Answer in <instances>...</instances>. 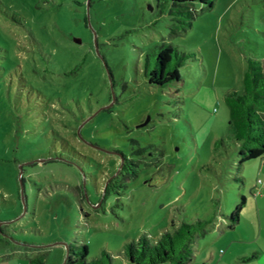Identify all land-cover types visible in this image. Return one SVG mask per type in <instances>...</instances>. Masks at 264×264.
Masks as SVG:
<instances>
[{
    "label": "rangeland",
    "instance_id": "rangeland-1",
    "mask_svg": "<svg viewBox=\"0 0 264 264\" xmlns=\"http://www.w3.org/2000/svg\"><path fill=\"white\" fill-rule=\"evenodd\" d=\"M194 6L184 29L168 0H0V264H63L83 243L87 264H132L126 242L198 218L189 264H263L262 158L239 165L228 96L264 56V0ZM163 40L188 57L153 85ZM133 138L158 164L105 196L109 151L137 158Z\"/></svg>",
    "mask_w": 264,
    "mask_h": 264
},
{
    "label": "trees",
    "instance_id": "trees-1",
    "mask_svg": "<svg viewBox=\"0 0 264 264\" xmlns=\"http://www.w3.org/2000/svg\"><path fill=\"white\" fill-rule=\"evenodd\" d=\"M171 4V14L180 17L184 23L183 28L192 25V20L197 16L195 3L200 2L213 7L214 0H168ZM187 19V20H184ZM186 24V25H185ZM155 61L152 68L146 67L145 75L150 84L164 86L169 82L180 81L181 66L188 55L176 47L172 42L163 40L159 43ZM247 67L244 75V89L242 92L232 91L229 94L231 101L232 134L239 142V165L245 161L264 157V56L257 58L246 57ZM148 123V121H147ZM142 121L139 126L145 125ZM139 144L133 154L120 149L109 151L113 156L110 166L114 175H109L104 189L106 196L111 186H119L125 180L137 177L141 163L146 167L157 165L154 152L150 151L151 144L140 145L139 139H132ZM163 154V152H161ZM241 180L244 177H241ZM125 184V183H124ZM247 202V196L242 194L229 216L230 225L241 219V214ZM209 220L198 218L193 222L183 220L171 222V228L165 229L159 237L144 232L137 239L125 244V253L132 264H189L193 259V247L197 237L204 235ZM45 253L33 255L28 264H45ZM88 246L68 244L67 256L64 264H87ZM248 257H243L242 260Z\"/></svg>",
    "mask_w": 264,
    "mask_h": 264
},
{
    "label": "crops",
    "instance_id": "crops-1",
    "mask_svg": "<svg viewBox=\"0 0 264 264\" xmlns=\"http://www.w3.org/2000/svg\"><path fill=\"white\" fill-rule=\"evenodd\" d=\"M261 158H262L261 159L262 162L258 165V168H257L258 178H257V184L255 185V188H256L257 192L254 189L251 190L253 194L254 193H258L256 200H259V199L260 200H262V199L264 200V157H261ZM255 159H258V158H255ZM258 203L259 202L257 201V211L259 213L261 211V207L262 208H264V207L260 206ZM261 231H262V228H261ZM261 251H263V250H261ZM260 262H262L264 264V260L263 259H261Z\"/></svg>",
    "mask_w": 264,
    "mask_h": 264
},
{
    "label": "water",
    "instance_id": "water-1",
    "mask_svg": "<svg viewBox=\"0 0 264 264\" xmlns=\"http://www.w3.org/2000/svg\"><path fill=\"white\" fill-rule=\"evenodd\" d=\"M88 1H89V0H88ZM77 41H79V42H80L81 40H80V39H78ZM144 123H147V121H145ZM64 262H65V261H64ZM63 264H64V263H63Z\"/></svg>",
    "mask_w": 264,
    "mask_h": 264
}]
</instances>
